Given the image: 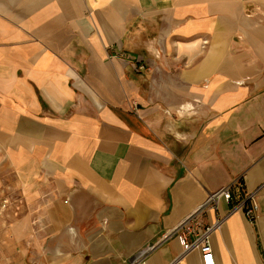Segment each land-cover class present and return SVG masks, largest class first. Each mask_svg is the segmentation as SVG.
<instances>
[{
    "label": "crops",
    "instance_id": "1",
    "mask_svg": "<svg viewBox=\"0 0 264 264\" xmlns=\"http://www.w3.org/2000/svg\"><path fill=\"white\" fill-rule=\"evenodd\" d=\"M237 179L264 185V0H0V264H173ZM257 201L216 264H264Z\"/></svg>",
    "mask_w": 264,
    "mask_h": 264
},
{
    "label": "built area",
    "instance_id": "2",
    "mask_svg": "<svg viewBox=\"0 0 264 264\" xmlns=\"http://www.w3.org/2000/svg\"><path fill=\"white\" fill-rule=\"evenodd\" d=\"M263 186L253 191H245L243 181L237 179L232 184L211 193L207 201L176 229L175 233L183 247V253L173 264H181L180 258L193 250H198L201 253L204 264H216L212 243L214 233L224 225L229 215L237 211H241L248 221L255 223L259 217L257 197ZM220 199L233 203V208L228 215L217 216L215 221L205 224L204 219L208 209L219 211ZM4 206L6 207V205ZM134 264H142V262Z\"/></svg>",
    "mask_w": 264,
    "mask_h": 264
},
{
    "label": "rangeland",
    "instance_id": "3",
    "mask_svg": "<svg viewBox=\"0 0 264 264\" xmlns=\"http://www.w3.org/2000/svg\"><path fill=\"white\" fill-rule=\"evenodd\" d=\"M142 68H145V67L141 65L140 69ZM18 203L19 201H17V197L14 195H5V197L3 198L1 197L0 198V214L7 212V210L10 209L12 215L14 216L15 215L14 213L19 209L17 206ZM4 205H6V207Z\"/></svg>",
    "mask_w": 264,
    "mask_h": 264
}]
</instances>
